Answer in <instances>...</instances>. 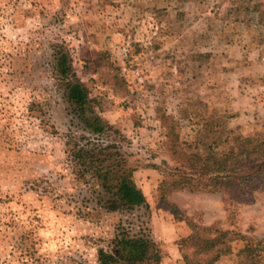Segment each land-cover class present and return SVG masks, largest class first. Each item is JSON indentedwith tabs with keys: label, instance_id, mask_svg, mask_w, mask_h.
Segmentation results:
<instances>
[{
	"label": "rangeland",
	"instance_id": "374dc122",
	"mask_svg": "<svg viewBox=\"0 0 264 264\" xmlns=\"http://www.w3.org/2000/svg\"><path fill=\"white\" fill-rule=\"evenodd\" d=\"M56 44L96 112L126 137L148 207L106 213L92 181L70 174L65 136L86 132L58 87ZM164 113L187 141L205 121L262 131L264 0H0V264H96L117 230L149 235L162 244V264H182L187 221L264 239V186L233 226L220 193L185 189L159 202L170 163Z\"/></svg>",
	"mask_w": 264,
	"mask_h": 264
},
{
	"label": "trees",
	"instance_id": "16d2710c",
	"mask_svg": "<svg viewBox=\"0 0 264 264\" xmlns=\"http://www.w3.org/2000/svg\"><path fill=\"white\" fill-rule=\"evenodd\" d=\"M53 46L52 69L62 98L86 132L65 136V163L70 174L78 182L92 181L96 206L106 213L148 207L145 195L135 183L136 169L129 161L126 137L96 112V102L77 77L70 52L63 45ZM160 121L170 163L162 162L159 202L166 204V196L185 189L220 193L227 222L233 226L239 207L253 203V193L264 186V128L244 136L221 128L220 122L205 121L195 131L197 136L187 141L181 138L179 125L171 116L164 113ZM151 168L160 170L155 165ZM168 206L176 209L174 205ZM218 224L198 226L187 221L190 232L178 241L182 264H218L222 257L232 254L237 257V264H264V239L222 229ZM163 259L162 244L149 235H131L124 230H117L107 247L99 248L96 254V264H162Z\"/></svg>",
	"mask_w": 264,
	"mask_h": 264
}]
</instances>
